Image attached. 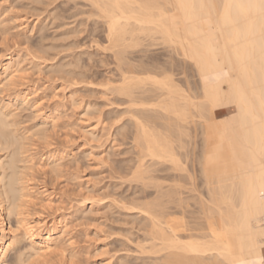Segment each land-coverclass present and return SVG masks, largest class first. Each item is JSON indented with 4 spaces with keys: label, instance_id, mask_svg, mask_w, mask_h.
<instances>
[{
    "label": "bare ground",
    "instance_id": "1",
    "mask_svg": "<svg viewBox=\"0 0 264 264\" xmlns=\"http://www.w3.org/2000/svg\"><path fill=\"white\" fill-rule=\"evenodd\" d=\"M87 1L104 21L108 42L117 47L118 66L125 65L118 67L119 83L108 82L109 90L130 105H151L127 110L137 158L130 174L144 182L155 170H170L167 178L175 183L158 191L182 207L174 218L156 209L141 210L148 220L144 228L151 251L157 254L152 264H264V0ZM141 33L158 37L170 49V61L136 56L126 65L124 51L143 39ZM23 63L18 53L0 54V95L11 90ZM177 67L183 80L174 77ZM191 76L199 80L194 95ZM7 95L6 102L4 95L0 97V150H5L0 159V264H45L60 242L69 240L68 223L63 216L49 225L20 217L22 204L31 203V193L40 191L32 186L28 193L21 182L18 156L26 150L24 139L35 133L28 138L24 132L25 138L18 132L13 118L17 107L11 103L31 109L42 124L55 123L56 108L46 112L30 92ZM227 105L232 111L218 117L214 109ZM159 122L162 125L155 126ZM44 130L38 128L36 133ZM156 165L163 167L158 170ZM180 181L191 183L195 191L193 207L186 214ZM23 240L29 244L21 245Z\"/></svg>",
    "mask_w": 264,
    "mask_h": 264
},
{
    "label": "rangeland",
    "instance_id": "2",
    "mask_svg": "<svg viewBox=\"0 0 264 264\" xmlns=\"http://www.w3.org/2000/svg\"><path fill=\"white\" fill-rule=\"evenodd\" d=\"M92 9L87 0H0V54L14 52L24 59L11 90L5 89L0 97L4 95L6 102L8 93L30 92V97L38 99L46 112L52 113L56 108L55 123L42 124L31 109L11 103L17 107L13 118L18 132H28V138L35 133L30 140L24 133L26 150L17 162L22 171L21 182L28 193L32 186L40 191L31 193V203L22 204L20 217L32 224L45 220L48 225L54 218L67 219L69 240L61 241L45 264H152L157 254L151 251L144 228L148 220L142 211L145 207L156 209L174 218L182 207L160 193L175 183L167 178L170 170L161 172L163 166L158 165V169L156 165L159 171L152 172L153 179L146 178L144 182L136 181L130 174L137 158L131 140L132 118L127 110L144 104L137 102L139 105L132 106L125 97L109 90V84L120 81L118 67L125 65L118 66L117 47L108 42L105 23ZM151 35L141 33L139 39H143L137 45L126 47V65L137 60L136 56L147 61L156 56L159 63L170 61V49L161 39L158 42L157 35L155 39ZM178 67L174 77L183 80L185 75L179 74ZM193 71L189 73L198 78ZM195 81V85L191 84L193 95L199 91V80L197 85ZM229 107L220 106L214 111L218 117L225 116L232 111ZM162 120L170 122L167 118ZM42 127L45 130L36 133ZM198 127L196 130L200 131ZM12 129H8L11 135ZM199 141V137L195 138L196 151ZM4 153L0 150V159ZM57 161L60 165L54 166ZM154 174L160 176L155 178ZM178 183L186 214L193 207L195 191L191 183ZM46 195L51 203L45 200ZM80 198L87 199L85 204H79ZM14 218L11 216L10 220L15 222ZM28 244V240L21 242L23 246Z\"/></svg>",
    "mask_w": 264,
    "mask_h": 264
}]
</instances>
